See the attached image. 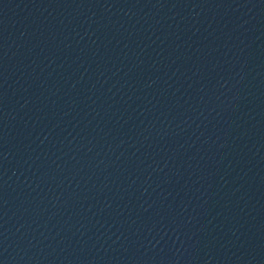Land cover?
Listing matches in <instances>:
<instances>
[{
    "label": "water",
    "instance_id": "1",
    "mask_svg": "<svg viewBox=\"0 0 264 264\" xmlns=\"http://www.w3.org/2000/svg\"><path fill=\"white\" fill-rule=\"evenodd\" d=\"M0 193L17 264H264V0H0Z\"/></svg>",
    "mask_w": 264,
    "mask_h": 264
}]
</instances>
